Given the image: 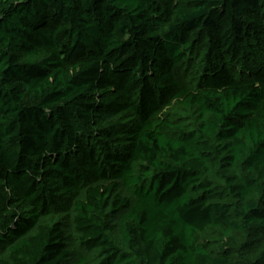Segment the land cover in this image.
<instances>
[{"label": "trees", "instance_id": "1", "mask_svg": "<svg viewBox=\"0 0 264 264\" xmlns=\"http://www.w3.org/2000/svg\"><path fill=\"white\" fill-rule=\"evenodd\" d=\"M0 264H264V0H0Z\"/></svg>", "mask_w": 264, "mask_h": 264}]
</instances>
